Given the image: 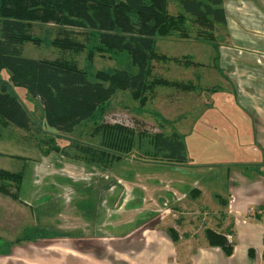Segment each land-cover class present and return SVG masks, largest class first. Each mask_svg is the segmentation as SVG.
I'll use <instances>...</instances> for the list:
<instances>
[{"label":"rangeland","instance_id":"1","mask_svg":"<svg viewBox=\"0 0 264 264\" xmlns=\"http://www.w3.org/2000/svg\"><path fill=\"white\" fill-rule=\"evenodd\" d=\"M176 5L175 0H171L170 11L172 13L178 10ZM228 5H233V2L224 0L225 9ZM241 5H243L241 2L236 1V10H238L236 15L241 13ZM229 23V27L226 24H218L211 40L202 37V27L197 23H186V27L190 29L188 36L182 37L176 31L165 36L170 38L169 40L166 39L167 44H164L165 46L173 42L177 43L175 46H171L167 53L175 55L173 57H176V61L171 60L178 63V67H183L182 74H179V80L174 77L171 79L163 78L166 81L165 85L169 87L168 90L166 89L167 91H173L170 87L175 91H237V89L238 91H245L244 88L249 87V85L252 90L256 91L259 85L258 80L239 78L242 72L238 68L235 72V78L232 79L234 75L227 68V63L236 62V58L239 59L244 55L242 48L232 46L234 35L237 36L239 33L238 18L235 17L234 20L230 18ZM205 29L203 27V30ZM28 31L32 39L23 44L22 54L24 56L60 61L85 71L90 79H95L94 75L97 70L111 71L114 68L132 70L127 53L98 49L94 33L89 32L84 27L32 20L28 25ZM258 41L262 40L259 38ZM256 48L255 50L259 53L251 49V54L245 55L246 59H257L258 57L260 61L264 60V50ZM222 71L225 72V76ZM161 73L164 72L161 70ZM197 73L203 74L204 78L199 79ZM245 75L247 74L245 73ZM8 76V71L2 70L0 82L7 83L10 92L16 96L31 117L33 125L29 129H24L0 120V155H2L0 156V166H2L0 168L21 172L19 188L16 189L14 186L9 188L14 191L17 198L1 192L0 195L10 197L11 205L27 201L31 203L32 207L31 216L26 219L28 225L22 227L16 224V227L11 230H9V222L4 221L6 217L3 218L4 213L0 210V254H9L11 249L15 248L10 257H3L4 264L10 261L13 264H82L83 259L90 264L98 259L102 260L104 264H110L116 255L119 258L126 256L125 251L117 249V246L122 244L125 239H110L108 234H115L116 231L111 228L121 224L125 225L132 219L135 220L137 216L140 222L147 219L149 229L160 230L168 238L171 253L167 258L173 264H189L194 257L193 254L197 252L202 253L198 257L200 259L198 264L209 258L207 254L212 258L214 256L219 257L223 262H227L224 256H231L234 252H236L237 257L243 252L247 261L250 260L252 264H264V233L263 236H258L259 241L255 246L239 239L238 235L239 225L250 229V227L256 228L258 226L251 225L252 223H264L262 222L264 220V206H260V208L250 206L244 214L234 216V220L235 218L239 220L233 222L229 208L227 209L225 205L220 203L221 196L223 195L226 199V195L220 192V188H225V186L223 183L220 184L219 175L215 173L217 170L212 171L214 173L212 182L208 181L212 176L210 173L207 175V180L201 182V175L197 172L201 170L196 171V168L189 170L190 168L185 166L186 163L194 161V154L207 152L202 159L205 168L211 166L214 169L226 167L249 169L254 163L256 166L264 168V165H258L257 162H260L261 159L254 155L252 148L255 147L260 151L259 146L247 143L248 140L242 136V133L247 129L241 128L239 125H236L234 129L222 127L227 132L233 131L235 133L234 136L230 134L229 138L227 137L229 142L225 145L219 139L218 142H215L216 137L206 132L202 135L203 138L199 143L196 141L199 139L196 137L197 129H186L188 132L184 129L187 134H190L186 137V155L191 162L186 160L185 163H175L162 160L161 154H157L155 151L151 138L148 135H142V133L133 137V146L126 155H123L121 153L123 151L120 152V150H118L117 155V150H114L108 143L102 142V134L95 133L93 130L101 121L133 128L136 123L138 124L137 120L141 124L136 127L145 130L147 134L157 131L169 134L173 130V127L170 126V120L161 117L147 101L141 105L137 100L132 99L128 90H119L107 102L100 116L82 123L70 134L60 133L45 124L39 103L31 98L24 88L13 86L9 82ZM158 88L160 87L156 88L157 91H162V88L159 90ZM216 132H219V128L216 129ZM4 134L8 135L2 139ZM56 146L59 147V151L53 150V147ZM88 146L95 149L93 155L80 150ZM246 149L250 150L253 155L249 154L250 152ZM101 151H103L102 154ZM233 154L237 157L231 159L230 156ZM245 154L250 157L246 158ZM208 156H211L212 159L206 160ZM230 160H234L232 162L235 165H229ZM206 161L210 162V165H205L208 164ZM177 166L183 167L184 170L178 169ZM186 169L188 170L185 173ZM41 180L48 183L57 182L63 185L71 183L74 185V187L65 186L64 191L60 190L58 195H54L55 198L52 202L50 199H44L45 202L48 201L44 205L49 209H52L53 205L54 207L57 206L56 209H61L63 205H68L69 209L74 208L73 220L64 221L59 225L61 227L69 226L74 231H78L74 237L80 235L87 238L75 240L76 242L73 244L75 252H72L75 254V259L70 257L68 261V256L59 258L50 257L51 255L44 256L43 254L56 252L55 249L58 248L66 253L67 250L63 245H55V243L62 241L36 240L38 234L35 235V225H37L35 216H38L40 211L38 210V203L33 202V197L37 193H33L32 199L23 195L25 193L32 194L24 191V187L40 184ZM185 182L188 186L181 191L174 186ZM82 185L91 186L89 195L83 193L86 189L82 188ZM139 185L150 186L151 191L153 185H170L172 186L171 200H168L167 196H163L159 199L160 201L154 202L152 207H148L151 202H146L145 207H141L134 203L136 202L134 198L140 196V192L137 191ZM20 187L23 189L22 192ZM146 189L144 194L149 197L153 192H148V188ZM186 191L187 194L184 196ZM213 191L220 194L213 196ZM98 194L100 197L97 210H101L99 223L95 221L98 216L95 217L93 214L94 200L97 199L95 197ZM128 200L130 203H127ZM136 200L140 201L139 198ZM76 201L81 202L77 203ZM86 205H89L90 209L86 208ZM145 209L151 213L142 216L141 213ZM90 211L91 213L87 214ZM134 213L139 214L134 216ZM56 215L55 212L54 216L50 217L49 213L47 220H54ZM45 224L43 226L53 227L48 221ZM207 229L223 234L227 241L232 244V253L226 255L221 247L209 245L205 236ZM262 230L264 231V226H262ZM42 231L46 232L47 235L50 234L44 229ZM101 232H105V234L98 236ZM42 235L46 237V234ZM132 238L129 236L127 239ZM70 245L67 244V247ZM206 245L208 246L205 247ZM29 246L37 247L34 251H40V253L26 257V253H23L25 249L22 250L19 247L29 248ZM105 249L109 251L106 252L108 254H104ZM89 250L91 253L84 256L83 252L86 253ZM21 253H23V257L19 261L18 255ZM168 253L169 251L166 249L151 253V256L165 258L164 255ZM134 255H136L135 252L130 253L126 261L130 262ZM169 262L167 264H171ZM192 263L196 262L192 261ZM95 264H99V261Z\"/></svg>","mask_w":264,"mask_h":264},{"label":"trees","instance_id":"2","mask_svg":"<svg viewBox=\"0 0 264 264\" xmlns=\"http://www.w3.org/2000/svg\"><path fill=\"white\" fill-rule=\"evenodd\" d=\"M171 0H0V72L7 70L13 86L22 87L42 108L45 124L60 133H72L82 123L100 116L110 98L119 90H128L133 100L146 103L154 86L166 81L152 74V61L173 59L156 49L159 38L179 32L189 35L186 23L202 27L201 35L211 40L218 24L226 23L222 0H175L178 10L170 11ZM41 20L84 27L93 32L98 49L128 54L132 70H97L95 79L85 71L61 63L27 57L22 54L25 41L31 40L28 25ZM203 27L206 29L203 30ZM134 69V70H133ZM0 120L29 129L32 119L6 82H0ZM136 126L139 127L140 121ZM127 128L101 121L94 127L102 142L123 155L133 146V137L148 135L157 154L168 162L187 160L182 135L175 129L169 134H147L137 127ZM107 140V141H106ZM59 151V147H53ZM94 154L91 146L80 149ZM101 154L103 151L100 152ZM99 162V160H98ZM21 172L0 168V192L17 198L9 188H19ZM209 245L219 246L226 255L233 247L223 234L207 229Z\"/></svg>","mask_w":264,"mask_h":264},{"label":"crops","instance_id":"3","mask_svg":"<svg viewBox=\"0 0 264 264\" xmlns=\"http://www.w3.org/2000/svg\"><path fill=\"white\" fill-rule=\"evenodd\" d=\"M231 1L233 2V5H228L225 9L224 0H222V7L226 15L225 24L229 27V19L231 18L232 20H234L235 17L238 18L239 33L237 36L234 35V38L232 39V46L235 48H242L244 55L239 59L236 58V62L227 63V68L231 70V74L234 75L232 79L235 78V72L238 68L242 72L239 78H242L243 80H258L259 85L257 86L258 88H256V91L252 90L250 85L249 87L244 88L245 91H238V89L237 91H175V89H173L172 87H170V89H172L173 91H167L169 87L163 85L155 86L153 90L148 93L147 103L150 104V106L157 113H159L161 117L170 120V126L173 127V130L175 129L178 133L183 135L185 151H187L186 137L190 135L187 134L188 130L186 129H197L196 131L198 134L196 135V137L199 139L196 141L199 143L201 142V138H203L202 135L206 132L209 133L211 136L213 135L216 137L215 142H218L219 139V141L224 142L225 145L228 144L227 142H229L227 140V137L229 138L230 134H232L233 136L235 134L233 131L227 132L225 129L230 127L231 129H234L236 125H239L241 126V128L247 129L242 133V136L248 140L247 143L259 146L260 151H258L255 147H252L254 149L253 152L258 159H261L260 162H257L258 165H264V89H262V86H264V60L260 61L258 57L257 59H246L245 56L246 54H251L250 50H255L257 49L256 47L264 50V25H262L264 24V0ZM236 1L241 2V4H243L241 5V13H239L238 15H236V12L238 11L236 10ZM259 38L262 41H258ZM166 39L169 40L170 38L165 37L158 39L156 42V49L158 52L163 53L166 56L173 57L175 55L168 54L167 50H170L169 48L171 46H175L177 43L173 42L165 46L164 44H167ZM255 52L259 53L257 50H255ZM156 61H152L153 76H159L161 78L166 79H171L172 77H174L176 80H179V74H182V66L178 67V63H174L171 59ZM161 70L164 73H161ZM222 72L225 76V72ZM245 73L247 75H245ZM197 77H199V79L204 78L203 74L199 73H197ZM157 87H160L158 88V90L162 88V91H157ZM203 96H206V98H203ZM231 100L232 102H230ZM222 127H225V129H222ZM217 128H219V132H216ZM184 129L187 132H185ZM7 135L8 134L2 135V139L4 136ZM244 146L247 147L246 145ZM248 151L250 152V150ZM206 153L199 152L198 154H194L193 162L189 161L190 158L186 155L187 161L191 163H186L185 166L189 167V170L193 168H196V171L201 170L197 171L201 175V182L207 180V175L209 173L212 174V176L208 179V181L212 182L214 178V173L212 171L217 170L215 173L219 175L218 178L220 180V184L223 183V186H225V188H220V192L226 195V199L223 195L221 196L220 203L221 205H225L227 209L229 208V212L232 213L233 216V222H235V220H239L236 218L234 220V216H240L244 214L245 210L250 206H258L259 208L260 206H264V168L256 166L255 163L253 166H250L249 169H235L232 167H226L224 169H214L211 166L205 168L203 166L204 164L202 159L205 157ZM247 154H245V156L246 158H249L250 156H247ZM249 154L252 153L250 152ZM235 157H237L235 156V154L230 156L231 159H234ZM207 159H212V157L208 156L206 160ZM230 161L231 162L229 165H235L232 162L234 160ZM206 163L208 164L205 165H210V162L206 161ZM177 167L178 169L184 170L181 166ZM187 170L188 169H186L184 172L186 173ZM209 170H211V172H209ZM203 177H205V179H203ZM72 185L73 184L71 183L67 185H63L57 182L48 183L42 182L41 180L40 184L24 187V191L32 193H25L23 196L26 198L29 197L30 199H32V197L34 196L33 193H37V195L33 197V202L38 203V210L40 211L39 215L35 216V221H37V225H35V235L38 234L36 240H53L58 242L62 241L61 243H55V245H63V247H65V249L67 250L66 253L65 251L58 248L55 249L56 252H49V255L43 254L44 256L51 255L50 257L55 256L58 258L61 256H68V261L70 257L75 259V254L72 253L75 252L73 246V244H75L76 242L75 240L87 239L86 237H81L80 235L74 237L78 231H74L72 227L69 226L61 227L59 225V223H63L64 221L68 222L70 220H73V207L69 209L68 205H63L61 209H56L57 206L54 207L53 205L52 209H49L44 205L48 202H45L44 199H50V201L52 202V200L55 198L54 195H58L60 190L64 191L65 186L74 187V185ZM147 185L137 186V191L140 192V196H136L134 198V201H136L134 203H137L142 207L146 202H151L148 207H152V204L154 202H158V200L163 196H167L168 200H171L170 197L172 193V186L153 185L154 187L151 191L150 186ZM174 186L177 187L179 191H181L182 189H186L188 184L185 182L183 184H175ZM22 187H20L21 192L23 191ZM90 187L82 185V188L86 189L85 191H83V193H87V195H89V192H91ZM146 188H148V192H153L149 197L144 194L145 190L147 191ZM186 194L187 191L185 192L184 196H186ZM215 194L220 193L213 191L212 195L215 196ZM99 197L100 195L98 194L95 197L97 199L94 198L95 205L93 208V214L95 217L100 216L101 210H97V205L99 204ZM136 198H139L140 201H137ZM184 200V202H186V199ZM0 202V210L4 213L2 216L3 218L6 217L4 221L9 222L10 225L9 230L16 227V224H19L22 227H26L28 225L26 224V219L30 218L31 216V203L25 201L24 203H13L11 205L10 197H6V195H0ZM76 202L80 203L81 201ZM127 203H130V201L128 200ZM82 204L85 205V203L83 202ZM85 207L90 209L89 205H86ZM55 212L57 215L54 220H47V218L49 217V213L50 217H53ZM143 212L141 213L142 216H145L146 214L149 215L151 213V211L148 212L146 209ZM88 213H91V211L87 212V214ZM138 214L139 213H134V216ZM98 217H96L97 219L95 220L97 223H99L101 219L100 217ZM258 217L260 216L258 215ZM47 221L51 223V226L53 227L48 228L47 226H43L46 225L45 223H47ZM262 222H264V220ZM147 223V219H143L140 222V219L137 216L135 220L132 219V221L126 223L125 225L121 224L120 226H113V228H111L113 231H116L115 234H108L110 236V239H125L122 244L117 246V249L125 251L126 256L124 255L122 258H119L116 255L115 259L111 260L110 264H130V262L131 264H167V262H169L167 257L171 253V247L168 238L164 234H162V231L160 230L149 229ZM251 225L258 226L256 228L250 227V229H248L245 226L239 225L238 235L239 239H243L247 243L253 244V246H255L258 244L259 241L258 236H263L264 231L262 230V226H264V223L258 222L252 223ZM42 227L50 234L47 235L46 232L42 231ZM42 234H46V237H43ZM101 234L104 235L105 232H101L98 236H100ZM129 236L133 238L130 240L127 239ZM67 244H71V248L67 247ZM207 246L208 245H206L205 247ZM209 247L212 248L211 246ZM19 248H22V250L25 249L23 253H26V257H28L29 255L40 253V251H34V249H36L37 247L32 248V246H29V248ZM166 249H168L169 253L164 255L165 258H157L151 256V253L159 252L161 250ZM14 251L15 248L11 249V252L9 254H0V263L4 264L3 257H10L14 253ZM106 252L109 251L105 249L104 254H108ZM132 252H135L136 255L131 258L130 262L126 261L127 256ZM23 253L18 255L19 261L23 257ZM90 253L91 251L89 250L86 253L83 252V255L85 256V254ZM193 255L194 257L193 259H191L189 264H191L192 261L196 262L192 264H198L197 262L200 260L198 259V257L201 256L202 253L197 252ZM207 255L209 256V258L202 260L200 264H252L250 260L247 261L243 252H241L238 257L236 252H234V254H232L231 256L223 255L227 262H223V260L219 257L214 256V258H212L209 254ZM213 259L216 261H214ZM97 261H99V264H104V262L100 259H98ZM97 261L94 260L93 264H95ZM169 263L173 264L172 262ZM6 264L13 263L10 261ZM82 264L90 263L83 259Z\"/></svg>","mask_w":264,"mask_h":264}]
</instances>
